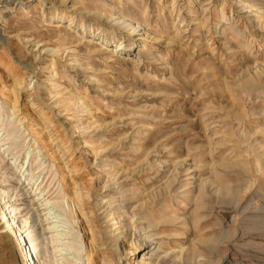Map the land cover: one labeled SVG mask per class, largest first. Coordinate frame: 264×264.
<instances>
[{
	"label": "rangeland",
	"instance_id": "rangeland-1",
	"mask_svg": "<svg viewBox=\"0 0 264 264\" xmlns=\"http://www.w3.org/2000/svg\"><path fill=\"white\" fill-rule=\"evenodd\" d=\"M0 189L33 264H264V0H0Z\"/></svg>",
	"mask_w": 264,
	"mask_h": 264
},
{
	"label": "bare ground",
	"instance_id": "bare-ground-1",
	"mask_svg": "<svg viewBox=\"0 0 264 264\" xmlns=\"http://www.w3.org/2000/svg\"><path fill=\"white\" fill-rule=\"evenodd\" d=\"M263 12V11H262ZM72 25V23L69 25V26H71ZM136 27H139L140 26V28H141V25H139V26H137V25H135ZM141 29H143V28H141ZM139 30V29H138ZM144 30V29H143ZM140 31H142V30H140ZM133 41H131L130 42V45H131V43H132ZM103 44H105V41H101V42H99V43H96L95 45L99 48V49H102V46L101 47H99L100 45H103ZM119 45V44H118ZM118 47V46H117ZM117 47H116V49H117ZM121 47V49H124L125 47H123V46H120L119 45V47L118 48H120ZM118 50V49H117ZM116 50V51H117ZM120 50V49H119ZM112 53L114 54L115 53V51H112ZM82 103V102H81ZM83 104V103H82ZM33 143V142H32ZM108 166V165H107ZM23 169H24V167H23ZM25 171H27V170H25ZM3 194H4V192H2V190L0 189V207H1V209H3V210H5L4 211V214H2V212L0 213V215H3V216H1V221L2 222H5V224H7V229H9V233H11V234H15V236L16 237H18V240L19 241H22L23 240V243H24V252L22 253L23 255H22V259H29V261H30V264H33L34 263V255H33V257H32V255H30V250L31 249H29V246H28V243H27V241L24 239V234H21V231L16 227V221H15V219H14V217L12 216V211L10 210V207L8 208L7 207V204L6 203H4V201H3ZM15 196H18L17 194H14ZM79 199V196H78V192L77 191H75L74 192V200L75 201H77ZM45 206H46V208L48 207V206H50L49 204H45ZM19 210V209H18ZM16 211H17V209H16ZM15 212V211H14ZM4 227V226H3ZM52 229H55L54 227L52 228ZM135 232V231H134ZM137 232V231H136ZM57 235V234H56ZM135 241V240H134ZM30 243V242H29ZM136 244V243H135ZM146 243H142V241H141V245L144 247H146L145 248V254L143 255V257H142V262L141 263H136V264H157V263H155V259H157V258H160L161 257V254H160V246H159V244H157L156 242H154V241H152L150 244H148L147 246L145 245ZM18 246H19V248H20V244L18 243L17 244ZM136 246V245H135ZM137 248V247H136ZM70 249V248H69ZM71 250V249H70ZM31 258V259H30ZM128 257H126L124 260H126ZM128 260V259H127ZM24 261V260H23ZM131 264V263H130Z\"/></svg>",
	"mask_w": 264,
	"mask_h": 264
}]
</instances>
